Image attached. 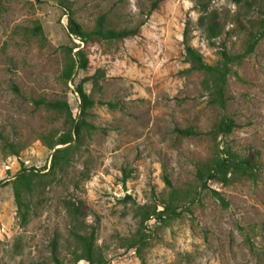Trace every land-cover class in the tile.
Instances as JSON below:
<instances>
[{
	"label": "rangeland",
	"instance_id": "374dc122",
	"mask_svg": "<svg viewBox=\"0 0 264 264\" xmlns=\"http://www.w3.org/2000/svg\"><path fill=\"white\" fill-rule=\"evenodd\" d=\"M66 1L84 28L105 14L115 28L138 26L139 32L120 42L84 44L68 33L58 0L1 1L0 264H51L48 244L56 233L59 257L73 264L70 220L60 202L64 198L78 204L84 221L96 227V245L107 264H264V38L232 65L224 110L208 102L203 73L187 70L182 42L189 22V43L205 62H216L221 43L240 52L247 20L264 0H250L251 10L234 0H210L209 9L221 25L215 45L197 25L194 0H162L155 10L152 0ZM37 23L42 33L36 31ZM77 46L85 49L88 66L65 83L59 79L64 47L75 51ZM92 75L83 87L95 102L87 117L94 127L81 138L80 150L67 173L56 178L59 182L34 192L32 212L22 225L6 181L21 164L49 167L52 150L40 137L61 133L67 124L64 115L36 106L34 100L64 99L76 116L75 85ZM222 114L237 126L217 137V143L257 160V179L226 185L210 180L209 187L220 192L226 205L201 190L179 208L177 217L147 221L149 241L141 257L123 247L138 224L133 204H152L165 196L164 174L175 187L193 184L195 163L211 155L208 136H181L175 129L193 126L204 133ZM11 145L17 155L11 154Z\"/></svg>",
	"mask_w": 264,
	"mask_h": 264
},
{
	"label": "trees",
	"instance_id": "16d2710c",
	"mask_svg": "<svg viewBox=\"0 0 264 264\" xmlns=\"http://www.w3.org/2000/svg\"><path fill=\"white\" fill-rule=\"evenodd\" d=\"M194 1L199 12L197 25L203 31L208 43L215 45V38L221 33V25L216 19L214 11L209 9L210 0ZM161 2L162 0H152L151 10L157 9ZM234 2L242 4L248 10L253 9V3L250 0H234ZM58 3L67 15L68 33L84 44L120 42L139 32L138 26L115 28L108 23L105 14H99L91 28H84L75 19L73 10L66 0H58ZM247 21V33L241 51L231 52L221 43V45H217L219 58L212 64L205 62L202 55L189 43V22H186L183 29L184 59L189 64L187 70H197L203 73L201 87L208 96V102L220 110H224L226 107V84L232 71V65L240 63L247 55L253 53L259 41L264 38V1L258 4L256 16ZM35 29L38 33H42L39 23L35 25ZM87 66L88 57L83 47H78L75 51L72 47H64V62L59 79L67 83L73 78L77 69L85 70ZM89 78H95V76H84L75 85L74 91L79 97L76 116L72 115L70 106L64 99L34 100L36 106L43 105L47 110L64 115L67 124L66 129L61 133L50 131L40 137L42 142L52 150L49 167L38 169L21 164L12 179L6 181L11 185L16 215L22 225L28 222L32 212L31 198L34 192L59 182L56 178L67 173V168L80 150L81 138L85 133H90L94 127L87 117L95 102L83 87L84 82ZM106 104L111 106L110 102ZM236 126L237 123L233 118L222 114L204 133L193 126L175 129L181 136L201 134L208 136L213 142L211 155L207 159L195 163L193 184L184 188L175 187L168 175L164 174L163 181L167 187L165 196L156 199L152 204H133V214L138 218V224L135 232L130 237L123 239V247L133 248L136 254L141 257L142 250L149 241V235L145 232L147 221L154 218L158 222L165 223L177 217L180 214L179 208L186 202H192L201 190H208L215 199L226 205L227 203L220 192L209 187L210 180L226 185L242 178L253 181L257 179L260 170L257 160L240 154L228 144L221 146L216 141L217 137L230 134ZM11 147L13 149L11 154L17 155L18 150L14 149L13 145ZM126 198L130 199V196H126ZM60 202L70 220L69 238L73 245L71 249L73 264H78L81 260L86 264H107L101 248L96 245V227L88 225L84 221L85 212L71 199L64 198ZM158 206L161 208L157 209ZM58 236L56 233L48 244L51 264H65L58 255Z\"/></svg>",
	"mask_w": 264,
	"mask_h": 264
}]
</instances>
